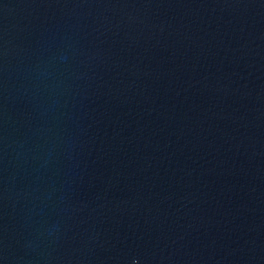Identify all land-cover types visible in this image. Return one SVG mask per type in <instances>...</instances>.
I'll return each instance as SVG.
<instances>
[{
	"label": "water",
	"instance_id": "obj_1",
	"mask_svg": "<svg viewBox=\"0 0 264 264\" xmlns=\"http://www.w3.org/2000/svg\"><path fill=\"white\" fill-rule=\"evenodd\" d=\"M0 264H264V0H0Z\"/></svg>",
	"mask_w": 264,
	"mask_h": 264
}]
</instances>
